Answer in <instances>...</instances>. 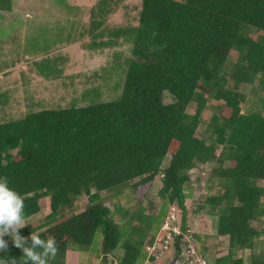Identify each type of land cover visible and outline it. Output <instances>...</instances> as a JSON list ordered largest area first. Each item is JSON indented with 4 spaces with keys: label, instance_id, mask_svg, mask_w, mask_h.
Segmentation results:
<instances>
[{
    "label": "trees",
    "instance_id": "obj_1",
    "mask_svg": "<svg viewBox=\"0 0 264 264\" xmlns=\"http://www.w3.org/2000/svg\"><path fill=\"white\" fill-rule=\"evenodd\" d=\"M11 5L0 0V10ZM99 26L92 22V37L99 36L93 33ZM126 30L109 31L132 43L134 57L118 99L31 112L0 124V175L21 194L26 219L39 212L41 198L49 199L44 225L19 233L30 241L32 231L44 228L36 233L57 242L49 264H65L69 247L91 248L100 230L104 255L121 250L117 264H135L171 205L180 210L181 227L186 225L189 171L217 163L213 174L221 188L204 206L217 215L223 248L211 264H244V250L252 251L262 232L251 224L264 217V114L241 109L242 86L257 82L264 92V42L251 35H264V0H141L137 25ZM231 52L237 58L227 71ZM209 100L216 109L204 130L207 142L196 132ZM158 175L159 215L143 217L138 209L127 228L113 221L100 193L126 187L134 192ZM81 196L85 208L65 213ZM4 238L8 255L19 259L21 249ZM172 247L170 257L179 255V243ZM0 255L7 258V250ZM248 264H264L262 252H252Z\"/></svg>",
    "mask_w": 264,
    "mask_h": 264
},
{
    "label": "rangeland",
    "instance_id": "obj_2",
    "mask_svg": "<svg viewBox=\"0 0 264 264\" xmlns=\"http://www.w3.org/2000/svg\"><path fill=\"white\" fill-rule=\"evenodd\" d=\"M140 10L141 0H12L10 10H0V124L19 120L31 112L118 99L128 64L134 57L132 43L125 37L110 36L109 31H127L136 26ZM92 22H100L93 31L98 37H92ZM251 35L264 42L263 34L252 31ZM236 58V53L229 54L227 71ZM241 92L246 96L241 108L243 113L258 111L264 114L261 102L264 92L257 82L253 86H242ZM163 101L168 103L170 97L165 95ZM215 107L216 102L209 100L196 132L207 142L210 140L204 130ZM194 110L192 103L188 113L192 114ZM219 151L217 148L216 153ZM169 159L170 155H167L162 170ZM217 165L197 164L188 173L193 178L184 185L186 225L193 231L199 250L204 251L202 253L211 263L223 248V241L216 238L217 215L204 206L206 198L221 188V180L213 174ZM161 179L158 175L134 192L129 187L118 192H101L100 197L111 210L113 221L127 228V222L130 225L134 222L138 209H142L143 217H157L163 209V200L158 195ZM258 183L262 185V182ZM86 202V197H79L74 208L65 213H78L85 208ZM39 205V212L27 218L24 223L28 225L20 229L31 230L44 225L45 217L50 213L49 199L41 198ZM172 207L180 218V210L175 205L170 209ZM261 221L264 223V217ZM251 225L258 231L263 226L255 222ZM154 226L149 233L156 230ZM262 231L253 250H244V264H248L252 252L264 255V227ZM101 243L102 233L98 230L91 248L79 251L69 247L64 263L117 264L121 250L104 255ZM10 244H13L11 240ZM143 252L135 264L163 263L170 258L171 249L165 251L166 256L159 262Z\"/></svg>",
    "mask_w": 264,
    "mask_h": 264
},
{
    "label": "clouds",
    "instance_id": "obj_3",
    "mask_svg": "<svg viewBox=\"0 0 264 264\" xmlns=\"http://www.w3.org/2000/svg\"><path fill=\"white\" fill-rule=\"evenodd\" d=\"M20 193L10 186L7 176L0 175V251L7 250V258L0 255V264H49L57 252L55 238L44 239L36 232L30 233V241L18 231L28 225ZM8 237L23 255L17 259L8 255Z\"/></svg>",
    "mask_w": 264,
    "mask_h": 264
},
{
    "label": "built area",
    "instance_id": "obj_4",
    "mask_svg": "<svg viewBox=\"0 0 264 264\" xmlns=\"http://www.w3.org/2000/svg\"><path fill=\"white\" fill-rule=\"evenodd\" d=\"M176 241L181 247L180 264H209L206 256L198 250L193 231L188 225L181 227L177 211L172 207L157 231L154 240L144 244V251L148 257H154L155 261L159 262L166 256L165 251L173 248L172 245Z\"/></svg>",
    "mask_w": 264,
    "mask_h": 264
},
{
    "label": "water",
    "instance_id": "obj_5",
    "mask_svg": "<svg viewBox=\"0 0 264 264\" xmlns=\"http://www.w3.org/2000/svg\"><path fill=\"white\" fill-rule=\"evenodd\" d=\"M160 264H180L179 255L171 256L166 262Z\"/></svg>",
    "mask_w": 264,
    "mask_h": 264
},
{
    "label": "crops",
    "instance_id": "obj_6",
    "mask_svg": "<svg viewBox=\"0 0 264 264\" xmlns=\"http://www.w3.org/2000/svg\"><path fill=\"white\" fill-rule=\"evenodd\" d=\"M254 223V222H253ZM255 223L259 224V225H263L259 230L261 231L262 228L264 227V223L260 220V221H256ZM255 228V227H254ZM263 233V231L261 232V234ZM260 234V235H261ZM208 263L210 264L211 262H209V259H208Z\"/></svg>",
    "mask_w": 264,
    "mask_h": 264
}]
</instances>
